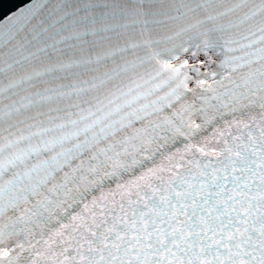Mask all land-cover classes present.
Masks as SVG:
<instances>
[{
	"label": "snow or ice",
	"instance_id": "1",
	"mask_svg": "<svg viewBox=\"0 0 264 264\" xmlns=\"http://www.w3.org/2000/svg\"><path fill=\"white\" fill-rule=\"evenodd\" d=\"M0 264H264V0H0Z\"/></svg>",
	"mask_w": 264,
	"mask_h": 264
}]
</instances>
